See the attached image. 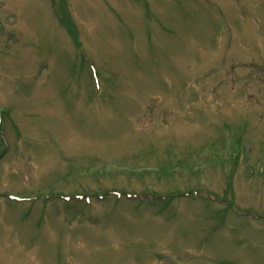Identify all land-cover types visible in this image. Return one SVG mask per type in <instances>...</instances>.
<instances>
[{
  "label": "rangeland",
  "instance_id": "374dc122",
  "mask_svg": "<svg viewBox=\"0 0 264 264\" xmlns=\"http://www.w3.org/2000/svg\"><path fill=\"white\" fill-rule=\"evenodd\" d=\"M0 264H264V0H0Z\"/></svg>",
  "mask_w": 264,
  "mask_h": 264
}]
</instances>
